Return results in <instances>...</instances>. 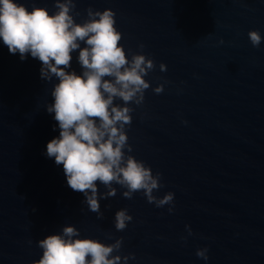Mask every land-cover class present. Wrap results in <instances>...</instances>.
Instances as JSON below:
<instances>
[{
	"label": "water",
	"instance_id": "1",
	"mask_svg": "<svg viewBox=\"0 0 264 264\" xmlns=\"http://www.w3.org/2000/svg\"><path fill=\"white\" fill-rule=\"evenodd\" d=\"M18 2L57 11L55 0ZM89 7L116 13L129 59L145 54L156 63L126 130L131 155L162 174L154 194L175 193L174 211L142 192L124 198L114 184L117 195L100 200L103 218L91 212L46 155L60 133L46 109L58 81L41 79L42 63L21 60L0 38V264H34L38 242L65 226L105 244L123 237L115 254H134L127 264H264V0H76L77 23ZM78 54L68 71L81 74ZM121 209L133 220L117 231ZM202 248L207 260L196 255Z\"/></svg>",
	"mask_w": 264,
	"mask_h": 264
},
{
	"label": "clouds",
	"instance_id": "2",
	"mask_svg": "<svg viewBox=\"0 0 264 264\" xmlns=\"http://www.w3.org/2000/svg\"><path fill=\"white\" fill-rule=\"evenodd\" d=\"M54 7L57 11L50 14L46 7L34 6L29 11L18 0H0L3 44L11 54L19 53L21 60L28 54L38 59L42 63L41 79L58 81L51 91L54 103L46 109L54 113L60 133L48 142L47 157L54 158L58 166L63 165L68 186L83 193V203L98 218L104 215L101 198L117 195L114 184L125 189L124 198L132 199L135 193L142 192L148 203L156 207L170 205L169 212L174 211L175 193L168 192L162 198L154 194L163 187L162 174H154L144 161L131 155L133 148L126 130L133 121L135 109L131 105H142L145 92L151 87L145 77L155 70V61L145 54L134 53L128 58L112 9L98 11L89 7L87 19L77 23L72 14L76 0H55ZM248 37L254 47L260 46L262 36L258 30L249 31ZM82 44L86 46L81 47ZM77 50L81 74L68 71L72 53ZM159 67L160 71H167L166 64ZM153 91L161 94L164 84ZM116 100L123 104L115 103ZM97 182L107 189L103 196ZM132 220L127 209L117 211L116 230H125ZM186 228L192 235L191 227ZM79 236L75 226H65L61 234L41 239L38 246L43 254L34 264H127L135 258L134 254H115L122 248L123 237L105 244ZM207 253L208 249L202 248L196 255L207 260Z\"/></svg>",
	"mask_w": 264,
	"mask_h": 264
}]
</instances>
